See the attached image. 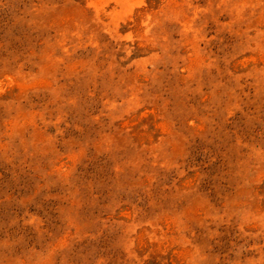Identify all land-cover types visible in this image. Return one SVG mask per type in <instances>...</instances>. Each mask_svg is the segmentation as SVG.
I'll list each match as a JSON object with an SVG mask.
<instances>
[{
  "label": "rangeland",
  "instance_id": "obj_1",
  "mask_svg": "<svg viewBox=\"0 0 264 264\" xmlns=\"http://www.w3.org/2000/svg\"><path fill=\"white\" fill-rule=\"evenodd\" d=\"M0 264H264V0H0Z\"/></svg>",
  "mask_w": 264,
  "mask_h": 264
}]
</instances>
